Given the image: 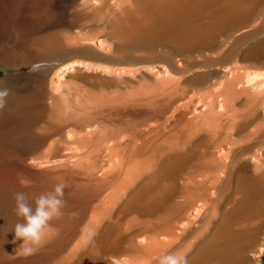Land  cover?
<instances>
[{"label": "bare ground", "instance_id": "bare-ground-1", "mask_svg": "<svg viewBox=\"0 0 264 264\" xmlns=\"http://www.w3.org/2000/svg\"><path fill=\"white\" fill-rule=\"evenodd\" d=\"M67 1L0 0V264H264V0Z\"/></svg>", "mask_w": 264, "mask_h": 264}, {"label": "clouds", "instance_id": "clouds-1", "mask_svg": "<svg viewBox=\"0 0 264 264\" xmlns=\"http://www.w3.org/2000/svg\"><path fill=\"white\" fill-rule=\"evenodd\" d=\"M8 95V90H0V98ZM4 101L0 99V107ZM66 184L59 182L53 188L35 198V206L29 201L23 192L14 193L15 215L19 222L14 227V237L10 243L17 245L14 251L21 257H30L35 254L46 242V238L52 230V221L58 220L63 215L62 209L66 206ZM87 233L82 236L85 245L93 242L94 230L84 229ZM21 242V243H17ZM159 264H188L185 255L166 252L159 257Z\"/></svg>", "mask_w": 264, "mask_h": 264}, {"label": "rangeland", "instance_id": "rangeland-1", "mask_svg": "<svg viewBox=\"0 0 264 264\" xmlns=\"http://www.w3.org/2000/svg\"><path fill=\"white\" fill-rule=\"evenodd\" d=\"M58 5H59V12L64 15L65 17H70L74 14V10L76 6L72 3H70L67 0H57ZM71 18V17H70ZM24 71L22 70H5V71H0V77H5V76H10L13 74H18L20 72Z\"/></svg>", "mask_w": 264, "mask_h": 264}]
</instances>
